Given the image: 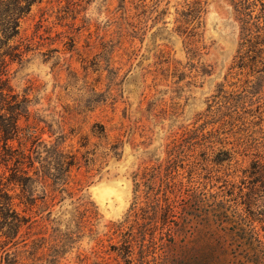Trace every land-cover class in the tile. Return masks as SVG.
I'll return each mask as SVG.
<instances>
[{
	"label": "rangeland",
	"instance_id": "rangeland-1",
	"mask_svg": "<svg viewBox=\"0 0 264 264\" xmlns=\"http://www.w3.org/2000/svg\"><path fill=\"white\" fill-rule=\"evenodd\" d=\"M196 3L199 19H186ZM240 32L230 0H43L20 20L15 40L1 35L0 56L20 53L14 62L0 57V65L23 111L7 148L0 136L1 180L13 198V217L0 214V264H264V184L253 174L264 166V95L252 96L262 82L250 78L231 110L243 118L237 129L220 128L229 112L217 106L221 87L232 82ZM197 129H221V144L210 139L182 155L180 211L189 197L206 200L205 177L206 194L225 202L236 224L209 230L190 222L186 240L175 242L174 222L145 225L147 189L136 192L135 177L164 164L170 146ZM243 130L245 141L234 133ZM223 149L233 162L216 166ZM24 171L31 182L11 184ZM236 213L256 222L250 227ZM16 217L27 225L14 227ZM174 221L182 222L180 213Z\"/></svg>",
	"mask_w": 264,
	"mask_h": 264
},
{
	"label": "trees",
	"instance_id": "trees-1",
	"mask_svg": "<svg viewBox=\"0 0 264 264\" xmlns=\"http://www.w3.org/2000/svg\"><path fill=\"white\" fill-rule=\"evenodd\" d=\"M43 0H16L8 6L4 4L3 0H0V37L1 35L6 39L8 43L15 40L19 36L20 20L25 18L30 14L32 7L36 4L42 3ZM231 5L234 10V15L237 22L240 25V47L235 59L233 68L231 69L229 75L227 76L226 81L228 84L221 87L220 94L217 97L219 107L221 110H226L228 113H223L220 117V128L229 127L231 129H237L239 123H243V118H240L239 115H231V110L233 109L235 103L240 105L244 100L243 94L247 91V85L251 84L249 81L250 78L256 77L262 82V87L259 92H255L257 89L254 88L252 93L253 97L264 95V0H230ZM24 4V5H23ZM196 10L192 8L187 12L186 19H199V11L201 10V3H196ZM20 53L12 51L9 49L2 56V58L9 59L10 62H14L17 56ZM5 66L0 65V96L2 98L3 107L0 108V112H5L4 116L0 117V136L2 141L5 143L6 148L20 132V117L21 112L23 111L22 102L19 101L18 96H15L11 88L7 86V81L4 80V71ZM241 86V87H240ZM239 88V91L229 92L226 88ZM242 90V92H240ZM243 125V124H242ZM221 130V129H220ZM207 135L204 133L203 129H197L194 131L186 132L182 137L181 141H175L169 148L168 151V160L161 165L153 166L152 168H147L143 171V174H139L135 177L136 182V192L141 190L142 187H146V202L145 208L142 209L144 215H142V220H144L145 225H149L152 229H156L159 225L165 227L170 223H173L176 226V229L173 228L169 235V238L176 242V238L182 239V242L186 240L188 236V227L190 222L196 223V225H203L209 230H213V226L216 222L222 224H228L232 226L236 224L230 218L227 206L223 201H216L215 195H207V180L203 177L202 193L207 197L205 201L197 195L189 197L191 204L187 207L180 208L178 206L179 200L183 197L185 190V183L183 181H177L176 174L179 172V169L185 170V161L182 159V155L186 154V151L196 148L200 145H211L210 139H216L219 144H221V136L219 131ZM234 132V131H233ZM241 132V133H239ZM236 136L240 134L241 140L245 141L248 136H241V134L246 133V130L234 132ZM218 136V137H217ZM213 137V138H212ZM42 139H38V142ZM196 146V147H195ZM207 149H211L208 147ZM233 152L228 150H220L216 154V157L213 162L216 166H224L225 164L233 162ZM201 162V160H199ZM206 163L208 160L203 159L201 163ZM1 166V165H0ZM74 166H76V160L74 159L71 164H68L69 172ZM1 168V167H0ZM254 175L256 184H264V166L261 167L257 164L254 168ZM204 172L210 174L211 171L208 168L203 169ZM19 173V172H18ZM191 174V171H188V176ZM32 177L29 176L27 171L22 172V175H16L15 179L11 181V184L15 186L20 185L25 187L26 182H31ZM257 187V186H255ZM251 204H253L250 201ZM248 204L251 208L253 205ZM201 205V212H198V207ZM138 205H133L131 209V216L127 219L132 218L133 213H136ZM13 210V198L10 197L4 191L3 180H1L0 175V214L7 221L13 216L10 215V211ZM181 214V223H176L174 219L176 214ZM199 214H201L199 216ZM237 218L240 219V222L249 224L253 226L256 222L255 219H246L236 213ZM85 214L78 213L77 216L83 217ZM138 221V219H137ZM136 221V222H137ZM28 220L16 217L14 220V227L22 228L24 225H27ZM147 228V227H146ZM238 234V233H234ZM252 234L237 235L240 240H253ZM147 236L144 235L142 238V245L140 247V252L142 257L146 255L145 243L147 241ZM229 236V235H227ZM236 236V235H235ZM150 240L152 243H155L156 233L150 235ZM125 260L130 259L132 247L129 248V245L125 247ZM84 259L81 260V262ZM177 262L174 264H181L179 259H176ZM126 262H129L128 260ZM84 263V261H83ZM249 264H258L255 259H251Z\"/></svg>",
	"mask_w": 264,
	"mask_h": 264
}]
</instances>
